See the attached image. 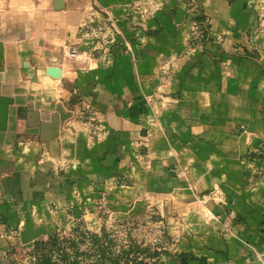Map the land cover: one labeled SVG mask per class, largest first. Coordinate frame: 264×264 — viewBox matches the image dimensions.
<instances>
[{
  "label": "crops",
  "instance_id": "0c3cea01",
  "mask_svg": "<svg viewBox=\"0 0 264 264\" xmlns=\"http://www.w3.org/2000/svg\"><path fill=\"white\" fill-rule=\"evenodd\" d=\"M53 2L0 0V257L106 203L158 207L157 264L258 261L264 0Z\"/></svg>",
  "mask_w": 264,
  "mask_h": 264
},
{
  "label": "rangeland",
  "instance_id": "374dc122",
  "mask_svg": "<svg viewBox=\"0 0 264 264\" xmlns=\"http://www.w3.org/2000/svg\"><path fill=\"white\" fill-rule=\"evenodd\" d=\"M197 22L203 27L193 23L187 38L191 48L203 47L208 39V23ZM172 66L163 64L161 72H169ZM99 208L97 216L78 220L37 240L32 247L0 257V264H157L161 254L169 252L172 239L158 207L132 208L130 204L114 212L104 203Z\"/></svg>",
  "mask_w": 264,
  "mask_h": 264
},
{
  "label": "built area",
  "instance_id": "2783aa9c",
  "mask_svg": "<svg viewBox=\"0 0 264 264\" xmlns=\"http://www.w3.org/2000/svg\"><path fill=\"white\" fill-rule=\"evenodd\" d=\"M63 55L68 60L80 62L83 64H86L88 61L87 53L78 50L74 46H69V45L66 46L63 50ZM204 217H205L206 221H210L214 218L209 211H205Z\"/></svg>",
  "mask_w": 264,
  "mask_h": 264
},
{
  "label": "water",
  "instance_id": "95a60500",
  "mask_svg": "<svg viewBox=\"0 0 264 264\" xmlns=\"http://www.w3.org/2000/svg\"><path fill=\"white\" fill-rule=\"evenodd\" d=\"M63 1L64 0H54L53 9L55 11L61 10L63 8ZM51 76L53 78H59L60 77V72L59 71L51 72ZM252 264H264V256H262L258 261H256L255 263H252Z\"/></svg>",
  "mask_w": 264,
  "mask_h": 264
},
{
  "label": "trees",
  "instance_id": "16d2710c",
  "mask_svg": "<svg viewBox=\"0 0 264 264\" xmlns=\"http://www.w3.org/2000/svg\"><path fill=\"white\" fill-rule=\"evenodd\" d=\"M179 259L182 260V259H184V257H180ZM111 264H120V263H116V262H115V263H111ZM181 264H184V263L181 262Z\"/></svg>",
  "mask_w": 264,
  "mask_h": 264
}]
</instances>
